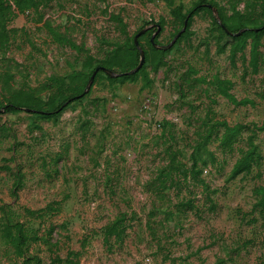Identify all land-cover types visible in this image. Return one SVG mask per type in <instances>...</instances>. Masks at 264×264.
I'll return each instance as SVG.
<instances>
[{
  "label": "rangeland",
  "instance_id": "374dc122",
  "mask_svg": "<svg viewBox=\"0 0 264 264\" xmlns=\"http://www.w3.org/2000/svg\"><path fill=\"white\" fill-rule=\"evenodd\" d=\"M216 1L227 14L233 5L251 9L247 0ZM195 2L174 0L184 11ZM111 12L122 16L129 35L163 22L158 38L163 45L183 27L166 0H52L39 11L20 13L9 23L8 47L0 50V105L17 89L47 100L61 87L47 85L51 76L80 69L86 53L103 58L113 43L123 42L127 33L109 18ZM46 21L87 52L59 41ZM189 30L168 47L158 70L147 64L150 85L143 75L113 82L100 75L57 118L30 114L26 106L15 112L0 107V264L23 262L2 234L7 219L22 221L31 237L49 238V243L30 238L25 251L45 264L69 250L79 252L81 264H264V206L254 207V188L264 185V129L256 137L263 158L249 174L229 178L245 142L224 152L214 136L207 143L214 158L202 150L207 164L200 163L198 177L166 188L157 178L173 155L190 166L207 115L264 125V37L253 72L250 45L234 61L229 46L218 51L223 30L207 10L193 16ZM203 76L230 79L234 94L253 103L233 104ZM17 172L23 185L15 195ZM54 200L60 201L58 212L42 218L26 212ZM152 209H158L151 218L155 233L147 227ZM166 210L173 214L166 217ZM120 212L135 216L124 240L112 239L108 247L101 228Z\"/></svg>",
  "mask_w": 264,
  "mask_h": 264
},
{
  "label": "trees",
  "instance_id": "16d2710c",
  "mask_svg": "<svg viewBox=\"0 0 264 264\" xmlns=\"http://www.w3.org/2000/svg\"><path fill=\"white\" fill-rule=\"evenodd\" d=\"M50 1L52 0H0V50H6L8 47L11 38L9 23L15 16L20 13H25L28 10L39 11L41 6L48 5ZM166 1L171 8V13L182 26L187 18L186 28L176 39L174 44L190 33L189 27L193 16L201 10H207L212 16L213 21L223 30L218 36V51H225L227 46H229L231 59L234 61L237 53L239 51L242 52L247 45H250L248 65L252 66L253 72L258 71L262 54L260 46L263 45L262 38L264 37V0H247V5L250 6L251 9L244 11L237 9L236 6L233 5V12L231 14L225 13L218 6L216 0H196L194 5L185 11L183 10V4L175 5L174 0ZM207 4H211L214 7L217 6L220 22L213 14L212 8ZM109 18L120 25L122 32L127 33L126 22L119 13L111 12ZM45 24L49 27L50 32L54 34L59 41L63 42V44H69L73 48L87 52L85 48L77 45L71 39L67 37H59L55 28L49 22L46 21ZM159 24L161 25V30L156 34L154 41H151L150 37L156 29L155 26L148 28L138 37L139 44L145 52V60L143 65L136 72L111 76L103 70L102 67L113 69L118 72H125L135 67L139 62V50L134 43V35L140 29L131 35L127 33L126 39L123 42L113 43V47L106 52L103 58H96L92 54L86 53V55L80 59L82 63L80 69H73L67 75L51 76L50 82H48L47 85H58L61 87H58V92L47 100L37 96L33 90L17 89L12 92L9 97H6V102H1L0 107L4 109V112H15L26 106L32 108V110H26L30 114L38 115L40 117L57 118L65 106L74 101H79L90 92L89 90L84 93V89L96 67H99V70L95 74L93 83L100 75L105 76L112 82L126 79L135 80L139 75H143L145 78L144 85H150L153 82V79L149 76L146 70L147 64H151L152 70H158L161 65L166 63L165 55L170 49L168 47H159L154 44L155 42L163 45L158 39L159 34L163 30V22ZM146 25L147 24L144 26ZM181 28L182 27L177 28L173 33V36H175ZM227 29L228 31H226ZM241 29L243 30L239 34H234ZM226 37H228V39H225ZM143 38H146V43L143 42ZM191 71L196 72L194 69H191ZM200 79L207 83H211L221 95L235 105H245L249 102L253 103L250 98L244 97L239 99L232 91L233 82L228 78L214 76L211 80H207L206 77L203 76ZM66 101L67 104L60 108V106ZM24 103H26V105H24ZM202 125L205 126L204 130L199 133V138L192 145V163L190 166L179 164L173 155L170 162L161 168L158 173L157 178L159 179V184L162 188L186 181L190 177H198L203 171L200 163L204 165L207 164L206 158L202 156V150L204 149L212 157V160L214 158V153L207 147V143L214 136L219 140V146L224 152H233L239 141L245 142L244 148L240 150V155L237 157L231 168L229 178L249 174L254 166L260 164L263 155L258 142L256 141V137L258 130H263L264 125L258 126L257 124H253V126H251L250 124L242 122L230 124L224 119H214L209 115L203 118ZM244 131H248V133L245 134ZM175 171L178 173V176H175ZM15 175L16 178L13 185V193L16 195L17 190L23 185V183L21 179L22 174L17 172ZM205 185V188L209 189L206 182ZM160 190L162 191V189H159L158 191ZM254 192L257 195L254 207L264 206V185L255 187ZM189 204L192 206L190 201ZM60 210L61 206L60 201L58 200H54L39 209L26 208V212L37 215L41 218L47 214L58 212ZM157 213L158 209H152L149 212L147 227L152 233H155L156 230L153 226V222H151V218ZM164 213L166 214V217L173 214L171 210H166ZM134 216V212L131 214L128 212H120L115 218L107 222L101 228L104 243L108 247H111L113 243L112 239H114L115 242H121L124 240L127 226ZM2 234L4 239L14 246L15 252L18 255L23 256L22 264H45L39 255H26L25 251L30 238L41 239L42 241L49 243V238L47 236L35 234L31 237L27 234L22 221L11 219H7L4 223ZM85 241H87V239H85L83 243H85ZM78 254L79 252L77 251L69 250L66 257H61L57 254L56 256H53L51 261L47 264H57L62 262L67 264H81L75 258Z\"/></svg>",
  "mask_w": 264,
  "mask_h": 264
},
{
  "label": "water",
  "instance_id": "95a60500",
  "mask_svg": "<svg viewBox=\"0 0 264 264\" xmlns=\"http://www.w3.org/2000/svg\"><path fill=\"white\" fill-rule=\"evenodd\" d=\"M207 5L210 6V7L212 8L214 15L218 18V20H219V22H220V17H219V15H218V11H217V9H216L213 5H211V4H207ZM186 22H187V18H186V20H185V23H184L183 27H182V28L176 33V35L171 39L170 42H168V43L165 44V45H160V44H157V43H155V42H154V44H155L156 46H159V47H169V46H171L172 44H174V42L176 41V39H177V38L181 35V33L185 30V28H186ZM152 26H155V27H156V29L153 31V33L151 34V37H150L151 41H154V38H155L156 34L159 33L160 30H161V25H160L159 23H155V24H151V25H148V26H146V27H143V28H141V29H140V30L134 35V43H135V45L137 46V48H138V50H139V62H138V64H137L135 67H133L132 69H130V70H128V71H125V72H118V71H115V70H113V69H109V68H106V67H102L103 70H105V71H106L109 75H111V76H119V75H122V74H130V73L136 72V71H137V70L143 65V62H144V60H145V52H144V49H143V48L141 47V45L139 44L138 37H139L140 34H142L143 32H145L148 28H150V27H152ZM242 30H243V29H241V30L235 32L234 34H239ZM226 31H228V29H227ZM98 70H99V67H96V68L94 69V71L92 72V74H91V76H90V78H89V80H88V82H87V84H86V87H85V89H84V93L87 92V91L90 89V87H91V85H92V83H93V80H94L95 74H96V72H97ZM66 104H67V101L64 102V103L60 106V108H62V107L65 106ZM24 108H25L26 110H32V108H29V107H24Z\"/></svg>",
  "mask_w": 264,
  "mask_h": 264
}]
</instances>
